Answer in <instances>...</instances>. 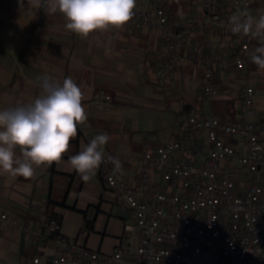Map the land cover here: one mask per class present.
<instances>
[{
	"label": "crops",
	"instance_id": "0c3cea01",
	"mask_svg": "<svg viewBox=\"0 0 264 264\" xmlns=\"http://www.w3.org/2000/svg\"><path fill=\"white\" fill-rule=\"evenodd\" d=\"M230 2L221 6L224 12L232 11ZM13 3L24 18L23 34L17 33L12 45L0 44V107L38 96L39 76L51 75L61 82L71 76L85 95L88 132L110 136L104 149L119 158L118 174L132 186L141 184L144 173L149 181L166 186L161 170L147 166L144 155L164 142L183 138L179 121L183 113L239 122L238 102L242 88L249 84L256 92L251 119L264 120V92L258 95V88L264 91V71L248 62L230 72H218V94L207 102L201 93L202 73L188 58L180 61L170 90L157 82L149 65L164 54L159 31L112 29L84 40L65 29L61 14L48 16L43 9L29 6L28 0L22 6L20 0ZM170 3L177 6L180 18L200 10L197 0ZM1 9L17 20V11ZM251 12H264V0H256ZM215 39L225 47L223 39ZM81 142L87 144L78 130L62 163L38 168L30 179L0 175V264H32L34 256L53 255L56 248L51 239L26 242L19 229L1 219L3 214L35 228L46 216H57L63 234L107 254L127 245L125 224L131 220L117 211L101 169L85 182L67 163L69 156L81 150Z\"/></svg>",
	"mask_w": 264,
	"mask_h": 264
},
{
	"label": "built area",
	"instance_id": "2783aa9c",
	"mask_svg": "<svg viewBox=\"0 0 264 264\" xmlns=\"http://www.w3.org/2000/svg\"><path fill=\"white\" fill-rule=\"evenodd\" d=\"M199 12L179 20L169 17L171 0H137L127 31L154 29L163 42V56L149 65L157 82L170 90L182 58L202 70L201 93L212 101L220 88L218 72H230L250 61L256 40L232 34L228 17L237 5L250 12L256 0H197ZM215 37L225 42L221 48ZM238 102L239 122L216 115L199 118L183 113V138L145 152L144 162L162 172L166 186L142 175L141 184L126 182L107 161L99 169L116 198L125 224L127 245L110 254L88 248L63 234L62 221L46 216L38 228L1 215L19 229L26 242H56L53 255L34 256L32 264H264V120L251 119L256 97L246 84ZM88 143L94 136L78 128Z\"/></svg>",
	"mask_w": 264,
	"mask_h": 264
},
{
	"label": "clouds",
	"instance_id": "9594fccd",
	"mask_svg": "<svg viewBox=\"0 0 264 264\" xmlns=\"http://www.w3.org/2000/svg\"><path fill=\"white\" fill-rule=\"evenodd\" d=\"M24 0H20V6ZM31 7L43 9L48 16L61 14L67 31L87 40L97 32L122 29L134 17L137 0H28ZM227 27L234 35L258 42L250 60L264 71V12L253 14L237 5L228 17ZM40 94L28 101L0 107V175L30 179L36 169L62 163L78 128L88 119L82 103L83 90L71 76L61 82L51 75L38 77ZM107 133L95 135L81 150L68 157L70 168L90 181L105 162ZM19 150V155H17ZM115 171L121 170L119 158L107 156Z\"/></svg>",
	"mask_w": 264,
	"mask_h": 264
},
{
	"label": "rangeland",
	"instance_id": "374dc122",
	"mask_svg": "<svg viewBox=\"0 0 264 264\" xmlns=\"http://www.w3.org/2000/svg\"><path fill=\"white\" fill-rule=\"evenodd\" d=\"M12 1L14 2V0H12ZM13 2L10 3L9 0L7 2H4V1L1 2L0 1V7L1 8L3 7L6 10L11 9L15 13L17 11V13L15 15L17 17V20H14L13 18H11L8 15L7 11H6V13H4L3 9L0 10V13H1L0 14V44L9 43L10 45H12L13 37H16L17 33H18L17 35L23 34V31L20 30V28H21L20 26H22L20 24L23 23L24 18H23V16H21V13L18 11L19 8L17 7V5ZM13 52H16V51L14 50ZM234 86L237 87L236 84ZM258 89H259L258 95H260V93L264 92V91H262V89H260V88H258Z\"/></svg>",
	"mask_w": 264,
	"mask_h": 264
},
{
	"label": "trees",
	"instance_id": "16d2710c",
	"mask_svg": "<svg viewBox=\"0 0 264 264\" xmlns=\"http://www.w3.org/2000/svg\"><path fill=\"white\" fill-rule=\"evenodd\" d=\"M198 2V1H197ZM223 5V4H222ZM166 10H167V13H168V15H169V17L170 18H172L173 20H179L180 19V17L178 16V10H177V6L175 5V4H171V3H169V4H167L166 5ZM221 8V7H220ZM221 11H223L222 10V8H221ZM231 12V11H230ZM195 13H197V12H195ZM194 13V14H195ZM223 13H227V12H224L223 11ZM223 49H227L228 50V48H226V47H223ZM188 58V57H187ZM186 58V59H187ZM189 59V58H188ZM249 64H252L253 65V67H257L255 64H253L252 62H251V60L250 61H247ZM179 66V65H178ZM199 71H201V73H202V70L201 69H198ZM201 80H202V77H201ZM59 218V217H58ZM60 219V218H59Z\"/></svg>",
	"mask_w": 264,
	"mask_h": 264
}]
</instances>
